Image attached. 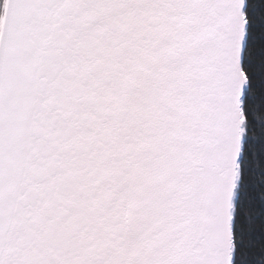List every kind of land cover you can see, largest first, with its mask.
<instances>
[{
	"label": "snow or ice",
	"instance_id": "1",
	"mask_svg": "<svg viewBox=\"0 0 264 264\" xmlns=\"http://www.w3.org/2000/svg\"><path fill=\"white\" fill-rule=\"evenodd\" d=\"M0 264H264V0H0Z\"/></svg>",
	"mask_w": 264,
	"mask_h": 264
}]
</instances>
